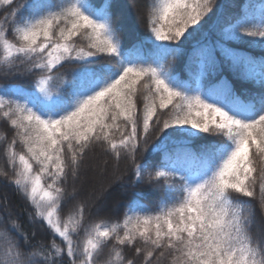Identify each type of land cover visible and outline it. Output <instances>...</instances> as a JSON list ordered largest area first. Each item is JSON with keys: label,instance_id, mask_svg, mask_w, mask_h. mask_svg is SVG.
Wrapping results in <instances>:
<instances>
[{"label": "snow or ice", "instance_id": "6c2138e0", "mask_svg": "<svg viewBox=\"0 0 264 264\" xmlns=\"http://www.w3.org/2000/svg\"><path fill=\"white\" fill-rule=\"evenodd\" d=\"M0 2L11 21L7 31L0 24V74L27 82L0 88V113L15 129L7 147L10 182L32 205L29 222L66 245L32 243L5 205L0 264H98L108 248V264H131L126 245L134 246L136 264H264L253 206L234 199L256 195L254 163L264 161V55L244 49L264 53V5L230 3L233 14L216 0H150L147 34L123 47L119 21L129 6L118 0ZM97 55L111 60L97 64ZM177 58L181 72L173 67ZM64 61L79 66L67 84L54 74ZM238 81L250 87L238 91ZM150 134L157 137L151 145ZM95 147L117 162L127 158L135 186L167 187L154 211L136 204L133 193L122 227L84 228V240L74 244L84 207L67 221L58 210L66 198L77 199L64 185L75 186ZM261 179L264 212V170Z\"/></svg>", "mask_w": 264, "mask_h": 264}, {"label": "trees", "instance_id": "16d2710c", "mask_svg": "<svg viewBox=\"0 0 264 264\" xmlns=\"http://www.w3.org/2000/svg\"><path fill=\"white\" fill-rule=\"evenodd\" d=\"M150 0H118V3H126L129 7L126 10L124 16L120 19L119 23L123 27L122 46L130 47L140 37L147 34V11L146 5ZM14 3H23V0H14ZM218 5L225 7V10L230 13H235V6L229 8L228 5L243 6L247 8L248 3H252L259 10L261 5H264V0H216ZM8 8L0 2V24L5 26L6 31L9 30L11 21L6 22L5 18L8 13L5 9ZM215 10V9H214ZM11 38V36L9 37ZM76 42L81 45H86L87 41L82 40L80 37L75 38ZM244 49L259 59L264 53L259 48H252L244 45ZM96 61L97 64L105 63L111 60V57L106 55H97L91 58ZM0 61H2V52H0ZM183 61L177 58L173 62L174 70L181 72ZM59 71L54 70V74L63 77V80L67 83H71L73 73L79 71V66L64 61L62 65L58 66ZM17 83L24 87H27L25 80H17L15 77H4L0 74V88L7 84ZM143 83V81H141ZM237 90H243L246 87H250L245 82H236L234 85ZM139 85L137 88L139 89ZM137 103L138 115L139 110L142 109L143 97L140 92H137V96L134 98ZM159 115V111L157 113ZM155 119V118H154ZM15 137V129L10 126V122L3 118L0 113V174L8 173L9 178H5L0 175V216L4 215L3 208L7 205L8 211L17 219L21 225V230L25 235L30 236L32 243L42 242L48 244L55 240V243L65 248L66 245L61 239L56 238L50 229L46 226L36 225L33 226L29 222V217L33 212L32 205L29 201L23 198L10 182L12 175V165L9 162L7 156V147L13 141ZM157 142V137L149 135V145ZM15 150L17 152L23 151V146L17 139L15 144ZM147 154L137 156V163H143L144 159H147ZM38 168V165L33 164L34 171ZM255 171L252 173V178L255 179V192L254 197H245L242 194H234V199L239 201H247L253 206L254 222L252 224V233L255 236H259L264 232V212L261 209L260 202V187L262 183V170H264V161L257 159L254 163ZM131 181V184L129 182ZM48 182L47 179L44 180ZM136 181L132 174L131 162L121 156L119 161L110 154L105 152L99 147L93 148L89 151L85 158L82 160V165L79 171V179L75 182L69 180L64 185L68 196L75 194L77 199L70 202L66 198L60 204L58 215L62 221H67L70 215L75 213V209L79 205L84 207L83 227L78 231L72 233V239L74 244H80L86 236L84 228H94L97 224L101 225H123V221L129 212V202L133 200V193L137 194L136 204L149 210H155L158 204L162 201L167 185L162 183H144L136 185ZM121 184L127 187V191L121 187ZM34 233V235H31ZM111 243V241H109ZM140 241H137L139 244ZM124 249V258L129 260L131 264H136L135 253L132 251L134 246L126 245L122 246ZM112 249H105L104 254L99 258L98 264H108L114 257L110 255ZM71 259V258H67ZM164 264H170V259L166 260Z\"/></svg>", "mask_w": 264, "mask_h": 264}]
</instances>
